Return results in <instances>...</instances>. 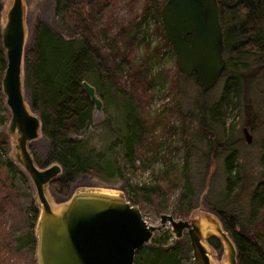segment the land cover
<instances>
[{"label": "rangeland", "instance_id": "rangeland-1", "mask_svg": "<svg viewBox=\"0 0 264 264\" xmlns=\"http://www.w3.org/2000/svg\"><path fill=\"white\" fill-rule=\"evenodd\" d=\"M21 2L23 32L25 44H28L23 45L22 51L21 91L25 104L31 106L23 76L33 49L36 24L41 22L57 38L74 44L77 34L69 24L57 19L54 0ZM10 4L11 0H0V26ZM146 13H142V0H107L105 8H101L98 17L106 18L102 42L114 48L117 44L125 54L116 59L115 67H111L117 76L107 77L103 68L93 64L87 68L83 66L81 79L93 86L100 106L95 108L92 104L89 119L70 137L80 141L89 150L92 161L99 162L103 170L96 174L82 171L65 187L51 182L59 173L44 184L43 192L54 212L59 211L73 193L99 191L122 196L136 205L142 218L153 225L158 223L161 212L174 218L194 219L198 222L209 263L228 264L226 245L215 229L216 226L225 229L219 211L227 210L239 223L252 225L249 224L248 198L262 178L264 124L254 129L244 124L242 99L239 106L229 103L222 110L218 107L215 110L213 103L219 95L222 77L208 90L200 91L192 75L178 72L173 51L162 39V29L159 30L155 17ZM101 20H97L99 27ZM112 34L117 35L116 44ZM134 65L141 66L142 71L148 66L144 71L148 78L135 82L136 93L122 85L124 74L135 72ZM256 88L248 95L252 103L259 106L262 99L257 98ZM202 107L205 108V129L198 124ZM130 108L140 114L147 129L128 158L123 152L122 135ZM9 116L0 89V141L3 142L0 144V264H37L35 248L31 253L24 249L17 253L12 250L14 238L19 232L22 235L27 232L30 209L35 207L38 211L39 203L29 176L13 157L15 135L7 130ZM243 126L250 134L249 141L244 138ZM185 132L189 133L188 149L182 145L181 133ZM202 132H208L214 143L209 145ZM216 141H231L233 176L228 183L223 166L224 153L217 150ZM27 149L40 168L51 162L59 163L53 157L49 138L41 129L27 142ZM258 217L259 214L255 219ZM263 225L264 222L260 223V228ZM225 231L233 241L230 232ZM157 239L163 241V246L175 250L176 261L171 264H197L185 230L175 237L167 222L152 230L149 238L135 249L132 263L148 264L145 254L157 245Z\"/></svg>", "mask_w": 264, "mask_h": 264}, {"label": "trees", "instance_id": "trees-1", "mask_svg": "<svg viewBox=\"0 0 264 264\" xmlns=\"http://www.w3.org/2000/svg\"><path fill=\"white\" fill-rule=\"evenodd\" d=\"M216 1L223 33L225 62L219 76L222 77L220 92L213 108L222 110L229 103L239 106V100L242 99L243 122L254 129L264 124V0ZM106 2L107 0H54L57 19L73 28L77 40L74 44L70 40L59 39L48 27L38 22L33 49L25 65L23 80L29 91L31 107L38 111L40 129L49 138L53 157L61 165L60 175L51 181L59 187H65L82 171L96 174L103 170L99 162L92 161L89 150L77 139H72L70 134L86 123L92 110V103L80 85L84 74L83 66L87 68L93 64L103 68L107 77L117 76L112 73L114 70L111 67H115L116 59L125 54L116 44L117 33L112 34L115 48L102 42V28L106 18L101 20L98 15L101 8H105ZM162 2L163 0H142V13L150 12L157 20L160 31L158 17ZM98 19L101 20L100 27ZM162 39L168 45L164 36ZM50 60L53 62L50 63ZM3 66L4 54L0 46V75ZM145 68L148 66L144 67V71ZM134 69L135 72L127 71L124 74L122 85L129 86L136 93L135 82L148 77L141 66L134 65ZM153 76L154 74L146 81L147 85ZM253 88H256L257 98L262 99L259 106L252 103L248 95ZM133 110L127 109L122 135L123 152L128 158H131L132 151L141 143L147 129L140 114ZM200 110L198 124L205 129V108ZM185 133H181L182 145L188 149L189 133ZM201 134L206 137L209 145L210 142L214 143L208 132ZM215 146L221 154L224 153L223 166L228 183L233 176L230 169L233 154L230 150L231 141H216ZM184 158L185 162L187 155ZM261 163L262 178L254 185L248 198L249 224L252 225L239 223L237 217L227 210L219 211L224 228L230 232L234 241L237 264H264V225L260 228V223L264 222V162ZM164 184L167 185L168 182ZM37 213L35 207L30 209L27 232L23 235L19 232L14 238L13 252L17 253L20 249L34 252ZM258 214V218L262 220L255 219ZM175 255L174 249L163 246V241L157 239V245L145 254V259L148 264H171L176 261Z\"/></svg>", "mask_w": 264, "mask_h": 264}, {"label": "water", "instance_id": "water-1", "mask_svg": "<svg viewBox=\"0 0 264 264\" xmlns=\"http://www.w3.org/2000/svg\"><path fill=\"white\" fill-rule=\"evenodd\" d=\"M23 6L11 0L0 26V46L4 66L0 89L10 116L7 130L14 132L13 157L29 176L39 209L34 225L37 264H133L135 249L150 236L151 231L167 222L175 237L185 230L193 260L210 264L201 242L198 222L159 213L158 223H147L139 208L119 195L99 191H79L68 197L66 204L54 212L44 195L43 186L61 172L57 162L38 167L27 149V142L40 129L38 113L23 100L22 51ZM216 0H163L159 19L163 35L169 43L176 68L183 75H192L200 91L211 88L224 67L223 33ZM80 85L95 108L100 100L87 81ZM246 141L250 134L242 127ZM226 245L228 264H237L235 246L221 226L215 227Z\"/></svg>", "mask_w": 264, "mask_h": 264}, {"label": "bare ground", "instance_id": "bare-ground-1", "mask_svg": "<svg viewBox=\"0 0 264 264\" xmlns=\"http://www.w3.org/2000/svg\"><path fill=\"white\" fill-rule=\"evenodd\" d=\"M25 43H26V39L24 38V40H23L24 47H25V45H28V44H25ZM203 229H204V226H203ZM213 264H215V262Z\"/></svg>", "mask_w": 264, "mask_h": 264}, {"label": "flooded vegetation", "instance_id": "flooded-vegetation-1", "mask_svg": "<svg viewBox=\"0 0 264 264\" xmlns=\"http://www.w3.org/2000/svg\"><path fill=\"white\" fill-rule=\"evenodd\" d=\"M215 264H217V263L215 262Z\"/></svg>", "mask_w": 264, "mask_h": 264}]
</instances>
